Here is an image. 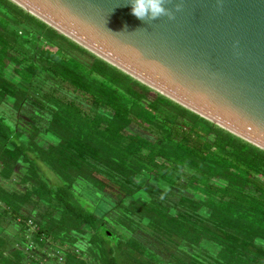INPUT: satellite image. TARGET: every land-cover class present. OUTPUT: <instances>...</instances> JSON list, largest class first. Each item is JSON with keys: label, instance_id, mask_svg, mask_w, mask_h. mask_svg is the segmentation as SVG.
<instances>
[{"label": "trees", "instance_id": "1", "mask_svg": "<svg viewBox=\"0 0 264 264\" xmlns=\"http://www.w3.org/2000/svg\"><path fill=\"white\" fill-rule=\"evenodd\" d=\"M0 7V264H264V150Z\"/></svg>", "mask_w": 264, "mask_h": 264}, {"label": "water", "instance_id": "2", "mask_svg": "<svg viewBox=\"0 0 264 264\" xmlns=\"http://www.w3.org/2000/svg\"><path fill=\"white\" fill-rule=\"evenodd\" d=\"M98 58L264 150V0H10Z\"/></svg>", "mask_w": 264, "mask_h": 264}, {"label": "clouds", "instance_id": "3", "mask_svg": "<svg viewBox=\"0 0 264 264\" xmlns=\"http://www.w3.org/2000/svg\"><path fill=\"white\" fill-rule=\"evenodd\" d=\"M131 14L147 23L168 13L163 7V0H132Z\"/></svg>", "mask_w": 264, "mask_h": 264}, {"label": "rangeland", "instance_id": "4", "mask_svg": "<svg viewBox=\"0 0 264 264\" xmlns=\"http://www.w3.org/2000/svg\"><path fill=\"white\" fill-rule=\"evenodd\" d=\"M0 8H1V7H0ZM1 11L3 12L4 10L1 9ZM19 33H22V32L19 31ZM34 35H36V33H35ZM34 41H35V40H34ZM20 117H22L25 121H30V118H29L27 115L22 116V115L20 114ZM16 171L18 172V171H19V168H17ZM48 177H51L52 180H54V178H53V176H51V174H48ZM4 182H5V183H6V182L10 183V181H6V180H5ZM12 183H14L13 180H11V184H12ZM19 188H20V187H19Z\"/></svg>", "mask_w": 264, "mask_h": 264}]
</instances>
